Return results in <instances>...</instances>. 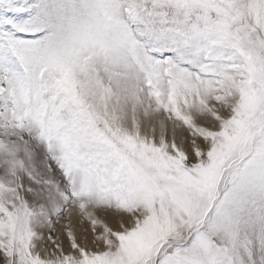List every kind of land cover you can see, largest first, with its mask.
<instances>
[{
    "label": "snow or ice",
    "instance_id": "1",
    "mask_svg": "<svg viewBox=\"0 0 264 264\" xmlns=\"http://www.w3.org/2000/svg\"><path fill=\"white\" fill-rule=\"evenodd\" d=\"M0 264H264V0H0Z\"/></svg>",
    "mask_w": 264,
    "mask_h": 264
}]
</instances>
